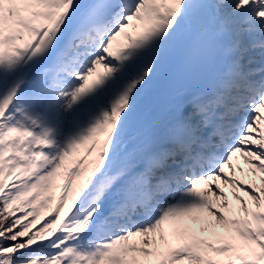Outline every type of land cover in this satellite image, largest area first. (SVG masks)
<instances>
[{
    "label": "snow or ice",
    "instance_id": "snow-or-ice-1",
    "mask_svg": "<svg viewBox=\"0 0 264 264\" xmlns=\"http://www.w3.org/2000/svg\"><path fill=\"white\" fill-rule=\"evenodd\" d=\"M0 264H264V0H0Z\"/></svg>",
    "mask_w": 264,
    "mask_h": 264
},
{
    "label": "bare ground",
    "instance_id": "bare-ground-1",
    "mask_svg": "<svg viewBox=\"0 0 264 264\" xmlns=\"http://www.w3.org/2000/svg\"><path fill=\"white\" fill-rule=\"evenodd\" d=\"M241 162H243L242 158H238V159L234 160V164H236V166H237V171L235 173L236 177L239 180L243 181L244 183H249L252 180H256V183L259 184V180L256 177L252 176L250 173H248L247 168L245 169V171L243 173L240 171V168H241L240 167V163ZM221 186L225 188V191L229 195V199H232V190H231V188L230 187H226L224 185H221ZM205 187L206 186H204L202 189H204ZM239 194L242 195V196L244 195L243 192H240ZM213 199H214V197H213ZM233 203L235 204V201H233ZM189 223H191V222H189Z\"/></svg>",
    "mask_w": 264,
    "mask_h": 264
}]
</instances>
